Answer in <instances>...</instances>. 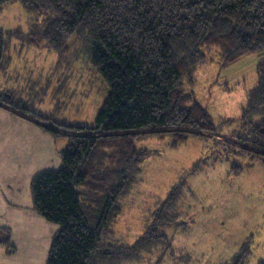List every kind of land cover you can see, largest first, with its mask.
<instances>
[{
	"label": "trees",
	"instance_id": "obj_1",
	"mask_svg": "<svg viewBox=\"0 0 264 264\" xmlns=\"http://www.w3.org/2000/svg\"><path fill=\"white\" fill-rule=\"evenodd\" d=\"M14 1L0 0V9ZM17 1L28 15L42 18H36L44 25L40 37H31L30 44L64 53L71 39H80L91 46L92 64L109 84L94 126L58 122L0 89L1 109L56 141H67L59 152L62 167L43 171L31 182L34 210L58 226L46 264H151L146 257L157 252L155 264L167 258L190 264L189 255L173 254L172 239L163 232L180 225L186 230L180 209L185 176L133 245L118 239L115 230L121 203L140 182L150 155L139 143L170 137L171 147L178 148L190 139H214L232 123L216 122L188 91L213 51L224 67L248 55L261 56L257 84L241 110L242 133L222 140L235 160L264 167V0ZM8 36L0 29V73ZM235 160L230 174L240 176L244 167ZM254 243L250 235L225 264H249ZM0 245L8 257L18 253L9 228H0Z\"/></svg>",
	"mask_w": 264,
	"mask_h": 264
},
{
	"label": "rangeland",
	"instance_id": "obj_2",
	"mask_svg": "<svg viewBox=\"0 0 264 264\" xmlns=\"http://www.w3.org/2000/svg\"><path fill=\"white\" fill-rule=\"evenodd\" d=\"M36 18L17 0L0 9V29L8 31L12 56L5 71L11 81H19L16 83L37 81L38 85L30 88L32 94L22 97L29 108L53 114L61 123L94 126L109 94V84L92 64L91 46L74 37L64 53L46 47L36 50L38 54L30 49L24 57L27 48H21L30 46L31 37L39 39V30L44 27L37 20L42 18ZM208 58L209 63L199 67L197 81L188 91L195 93L216 122L231 119L232 123L214 139H190L178 148L171 147L170 137L139 143L150 155L142 164L140 182L121 203L123 211L115 230L118 239L133 245L146 231L145 224L153 222L152 213L172 186L185 176L180 209L186 230L181 225L163 229L172 239L173 254L189 255L190 264H225L250 235H255L249 264H259L264 260V167L246 158L235 160L232 153L228 154L230 149L223 148L222 138L242 133L241 110L248 92L257 84L261 56L248 55L228 67L220 63L218 51ZM4 79L3 70L0 86ZM66 145L65 139L57 141L59 150ZM234 160L244 167L240 176L230 174ZM21 249L24 254L23 246ZM158 257L159 252L146 260L155 264ZM164 264L174 262L167 258Z\"/></svg>",
	"mask_w": 264,
	"mask_h": 264
},
{
	"label": "crops",
	"instance_id": "obj_3",
	"mask_svg": "<svg viewBox=\"0 0 264 264\" xmlns=\"http://www.w3.org/2000/svg\"><path fill=\"white\" fill-rule=\"evenodd\" d=\"M29 45L21 48H27L24 57L30 49L36 54V50H46L44 46ZM11 60L8 48L3 69L5 79L0 89L22 100L23 95L31 93L30 88L38 83L11 81L5 71ZM12 82L14 85L10 86ZM60 151L51 135L0 108V228L12 230V243L18 249L16 255L8 257L5 248L0 245V264L47 263L58 226L47 222L34 210L31 182L43 171L62 167Z\"/></svg>",
	"mask_w": 264,
	"mask_h": 264
}]
</instances>
